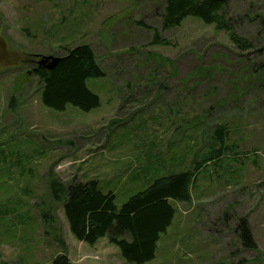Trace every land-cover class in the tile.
I'll list each match as a JSON object with an SVG mask.
<instances>
[{
	"label": "rangeland",
	"instance_id": "374dc122",
	"mask_svg": "<svg viewBox=\"0 0 264 264\" xmlns=\"http://www.w3.org/2000/svg\"><path fill=\"white\" fill-rule=\"evenodd\" d=\"M164 2L0 0V264H50L62 251L75 264H132L106 237L75 239L48 180L97 178L120 206L156 176L190 168L221 122L231 152L201 169L190 201L171 200L172 223L142 264H264V0L226 6L247 51L197 18L164 29ZM155 30L167 44L151 42ZM82 42L106 71L86 81L100 105L45 107L32 55ZM242 216L254 249L242 245Z\"/></svg>",
	"mask_w": 264,
	"mask_h": 264
},
{
	"label": "trees",
	"instance_id": "16d2710c",
	"mask_svg": "<svg viewBox=\"0 0 264 264\" xmlns=\"http://www.w3.org/2000/svg\"><path fill=\"white\" fill-rule=\"evenodd\" d=\"M228 1L165 0L161 13L162 27L169 29L179 26L188 17L197 18L205 24L214 25L216 30H224L230 42L241 51L251 50V40L237 32L225 12ZM151 42L168 43L156 30ZM63 51L55 55L59 60L52 69L38 65L31 69L40 82L41 103L56 111H64L69 104L83 112L98 107L100 98L89 89L86 81L104 77L106 71L98 62L93 48L82 42L70 48L64 47ZM259 81L262 82V74ZM206 130L204 148L200 155L197 153L190 168L156 176L144 188L129 195L120 206L115 204L114 191L104 190L97 178H72L65 182L50 177L49 192L53 200L61 204L71 235L90 245L106 237L110 244L118 248L121 257L132 264L153 259L160 235L171 225L176 212L171 200L190 201L191 188L201 169L211 164L217 167L225 153L231 152V147L227 145L228 130L223 122ZM5 159L6 154L0 149V161ZM42 218L45 230L54 233L55 239L60 241L55 232V217L49 218L46 212H42ZM236 228L242 245L254 249L256 243L246 216L239 218ZM50 264L75 263L62 251Z\"/></svg>",
	"mask_w": 264,
	"mask_h": 264
},
{
	"label": "water",
	"instance_id": "95a60500",
	"mask_svg": "<svg viewBox=\"0 0 264 264\" xmlns=\"http://www.w3.org/2000/svg\"><path fill=\"white\" fill-rule=\"evenodd\" d=\"M58 60H59L58 56L52 54H48V55L42 54L40 55V57H38L36 63L38 66H43L47 69H52L55 66V64L58 62Z\"/></svg>",
	"mask_w": 264,
	"mask_h": 264
},
{
	"label": "flooded vegetation",
	"instance_id": "af4514ba",
	"mask_svg": "<svg viewBox=\"0 0 264 264\" xmlns=\"http://www.w3.org/2000/svg\"><path fill=\"white\" fill-rule=\"evenodd\" d=\"M40 55H42V54L35 53V54L32 55L33 58L30 59L31 69L32 70L35 68V66H37L36 61H37V58L40 57ZM24 56H30V55L24 54Z\"/></svg>",
	"mask_w": 264,
	"mask_h": 264
}]
</instances>
